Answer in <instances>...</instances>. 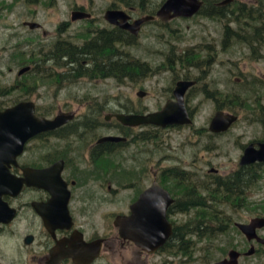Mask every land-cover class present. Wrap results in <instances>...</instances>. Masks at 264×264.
Wrapping results in <instances>:
<instances>
[{
  "label": "rangeland",
  "instance_id": "obj_1",
  "mask_svg": "<svg viewBox=\"0 0 264 264\" xmlns=\"http://www.w3.org/2000/svg\"><path fill=\"white\" fill-rule=\"evenodd\" d=\"M149 1L150 4L157 5L161 0ZM240 4L245 6L246 11L252 9V17L247 18V12L237 10ZM227 6L229 10L223 18L196 13L192 17L174 18L166 26L154 21L146 22L136 39L117 44V48L125 55L124 59H127L129 52L134 58L147 60L150 63L152 71L147 76L142 77L135 70L136 75L133 79L125 76L123 79L116 77L117 80H115L97 76L77 80V78L73 79L74 77L56 78L58 73L65 72L68 64L65 59L47 61L48 56L44 54L52 53L49 51L59 38L78 44L83 42L87 30H93L98 25L102 26L98 21L103 24L108 23L104 18L107 9L112 7L128 12L130 8L124 5L123 0H0V86L5 88L18 84L9 95H0V109L19 100L31 99L37 103L40 111L47 114H56L61 109L72 110L79 115L99 116L103 122H105L106 114L110 111H118V109L127 112L158 109L166 104V98L170 94L169 88H174L178 78L184 77L185 74L190 77L195 73H202L199 70L190 69V67L183 69L177 63L169 64V57L176 59L181 51L186 50V53L191 54L194 46L200 49L205 45H209V48L213 50V56H215L216 50L212 46H217V49L221 50L225 25L229 22H231L230 25L228 24L231 29L240 31L239 33L242 35L256 34L254 31L259 26H262L260 32L264 34V0H233ZM78 9L91 13L94 18L91 19L92 22L89 19L72 20V11ZM137 11L134 12L135 17L146 15ZM230 12L232 13L230 14ZM238 12L242 16L241 19L232 18ZM27 21L38 22L41 27L32 29L25 24ZM250 50H253L250 44L242 41L241 38L232 39L228 53L219 52V56L216 58L217 62L214 65L216 75L223 78L229 85L235 83L232 78L238 70L233 65L234 62L238 60L248 62L247 68L243 67L247 72L255 64L254 59L240 58L243 52ZM205 52L198 53V57L204 59ZM31 54L37 58L36 64L30 63ZM221 60H229L230 64L225 62L228 70L225 66L218 64V61L221 62ZM28 64L36 66V75L29 73L18 75V70ZM260 65L264 67V63ZM20 80L27 81V83L21 86ZM30 84L34 86H30ZM226 87L230 90V100L225 110L240 115V119L228 131L210 134L208 128L210 120L216 112L217 103L207 96L205 88L199 86L197 90L193 91L189 101V104L193 105L194 111L193 135L192 129L189 127L166 128L158 132L152 130L151 127H136L129 136V141L123 146L117 147L112 155L99 156L101 171L97 172V179H100L102 184L113 179H121L123 183L132 179L148 177L152 179V169H157L159 166L174 164L186 166L187 162H193V182L199 185L206 184L210 189L215 184L206 183L209 177L213 178L215 175L226 177L238 170L244 146L252 140L264 137V120H261V117L264 116L256 106L251 104V101L244 98L249 93L247 88ZM220 89H224V87H220ZM141 90L149 91L148 95L140 97L138 92ZM114 123L115 121L102 123L98 130L101 136L121 135V128ZM146 128L151 130L152 138L149 141L134 137L135 134ZM124 129L127 131L126 128ZM157 133L158 135H156ZM47 142L37 141L29 146V151L35 150L38 157L43 156L46 154V148L51 145ZM73 142L76 145L81 144L82 148L86 150L84 143L77 142L73 136L58 141L52 139V148H61L64 144L72 145ZM105 159L109 163L113 161L117 163L116 172L110 171L109 167L105 166ZM214 168L219 171L217 173L209 172ZM120 169L123 171L120 172ZM123 172L126 174L128 172L129 178L128 176L126 178V175L121 178L120 173ZM258 175L260 176L256 182L246 188L247 193H243V195L227 194L234 203L232 205H228L226 202L216 204L211 200L215 198L214 196L207 199L208 205L213 204L218 209V216L223 218L226 224H229L225 232H218L212 238L204 237L202 239L193 237V234L187 235V238L195 241L194 245L191 242L192 244L188 246L191 249L189 254L183 253L181 244V248L177 249L176 253L171 250L156 256L155 264H162V261L159 263L162 258L165 259V264H214L227 257L231 248H236L244 253L251 244L255 245V252L251 255H241L239 264H264V244L255 240H247L242 232H237L233 228L237 227L235 222H249L255 216H264V167L259 168ZM216 179L217 177L213 180ZM106 191L107 189L103 187L100 208L103 229L107 227L105 215L113 210H126L125 202L129 200L128 191L123 190L117 196L105 195ZM201 192L203 196L209 197L206 190ZM217 199L223 200L224 198ZM198 209L193 208V216ZM177 218L184 223L190 218V213H181ZM258 233L264 237V228ZM14 238L8 232L4 236H0V264H12L13 261L20 260L18 242ZM127 259L128 256L123 259L118 254L116 261L117 264H129ZM151 262L149 261V264ZM130 264H138V261Z\"/></svg>",
  "mask_w": 264,
  "mask_h": 264
},
{
  "label": "flooded vegetation",
  "instance_id": "obj_2",
  "mask_svg": "<svg viewBox=\"0 0 264 264\" xmlns=\"http://www.w3.org/2000/svg\"><path fill=\"white\" fill-rule=\"evenodd\" d=\"M129 8L130 10L128 13L132 18H138L134 16L136 9L134 7ZM85 19H89L90 22H92L91 19L93 20L94 18L93 16H90ZM151 21L158 22V24H163L165 26L168 24V22H163L159 18ZM98 23L102 26H96L95 29L97 32L99 30H110L111 32V43L113 42V45L110 48V54L112 55L111 57L114 62V68L115 60H117V43L114 40L116 28L118 26L109 22L110 25L108 23L103 24L101 21H98ZM230 23L231 22L225 25V34L222 36L221 50H218L217 46H212V48L216 50L215 56H213V50L209 48V45H205V47L200 49L194 46L191 54L186 53L185 50L181 51L180 54L176 56V59L171 57L168 58L169 64L177 63V65L183 69L190 67V69L202 72L200 74L195 73L190 77L187 76L188 74H185L184 77L178 78L175 81L174 88H169L170 94L165 102L167 103L168 101L178 100L174 91L179 81L192 82V84L187 87L183 96V101L189 117L191 118V122L168 126H157L153 124L140 126H145L147 128L151 127L152 130H156V132L166 128L189 127L192 129L193 135L194 111L193 105H190L189 101L193 95V91L197 90L199 86L205 88L207 96L216 101V112L223 110L224 112L236 115L238 114L235 112L225 110L226 105L230 100V90L226 86H240L243 89L247 88L246 90L249 93L244 96V98L249 102L251 101V104H253L254 107L256 106L259 109L258 111L264 116V67L260 65L261 63H264V34H236L238 30L231 29L229 26ZM39 27H41V25ZM127 32L130 33L129 31ZM95 34L96 32L94 33V36ZM136 37L137 36L133 38L136 39ZM239 38L250 44L253 49L248 52H243L240 58L254 59L255 64L252 66L251 70H248L247 72L244 68H247L248 62L243 60L234 62L233 65L238 72H236L232 78L235 83L229 85L223 78L216 75L214 65L217 62L216 58L219 56V52L228 53L229 44L232 42V39ZM59 41L60 38L54 42L53 46ZM202 51H206L204 59L203 57H198V53ZM105 52H107V50H105ZM45 54L47 56V53ZM127 54L129 55L127 56V59H124L125 55L123 54L120 55V57L127 62L126 66L128 71L131 72L130 79L135 77V70L141 74L142 77L147 76L150 71H152V66L147 60H138L130 55L129 52ZM32 55L33 54L30 55V63L36 64L37 58H34ZM56 58L57 57L50 55L47 61H50V59L57 60ZM67 58L63 57L61 59L66 60L68 68L64 70L65 72L62 71V73H58L56 76L58 79H62V77L68 79L69 73L76 71L78 76H73L74 78H72H77V80L79 78H95L97 76L117 80L116 76L112 74L104 75L105 72L101 71L98 64L95 65V69L92 73V62L87 63V61L84 60V68H80L78 66L79 64L71 62L69 58ZM228 59L230 58L228 57ZM225 62L230 64L229 60L218 61V64H221L223 67L225 66L228 70ZM32 64L21 67L17 72L18 75L22 76L26 73L36 75V66H33ZM99 64H101V62H99ZM241 64H243V66H241ZM73 66L74 68H72ZM76 67L81 70V73L78 72ZM23 68L28 69L21 73ZM26 83L27 81H19L21 86ZM14 86L17 87L18 84ZM30 86L34 85L30 84ZM220 87H224V89H220ZM0 89L3 88L0 86ZM145 93V96H147L149 91L145 90ZM21 101L34 100H19L10 106L0 109V111L14 106ZM35 105L36 114L45 117L48 120L55 119L56 116L61 113H66L68 115L72 114V116L68 121H65L58 127L39 132L27 139L22 151L16 156V162L12 163L10 166V173L15 176L17 181H21V179L27 177L26 173L30 171L29 169L42 170L56 165L55 172L50 173L42 179L45 185H38V181L34 180L33 181L36 182V184H28L24 182L23 187L16 195L4 194L2 196L3 200L16 210L14 217L9 222H0V236H4L5 233L8 232L10 236L13 238L15 237L14 239L18 242L17 245L20 260L13 261L12 264H117L116 260L118 254L123 259L128 256L126 261L129 264L136 263V261H138V264H149V261L151 262L152 260L151 264H155L157 262L155 257L164 254L165 251L174 250L176 253L177 249L181 248L180 234L183 225L189 223V226H191L193 230V162H187L186 166L176 164L162 167L159 166L157 169H152V179L149 177L146 179H132L127 180L126 183H123L121 179H113L106 184H102V181L97 179V172L101 171V161L99 156L107 154L112 155L117 150V147L123 146L129 141V136L133 133L134 129L140 127L123 124L117 119L116 114H148L161 110L165 104L152 111L138 112L130 110L127 112L122 109H118V111H110L104 116L105 122H103L99 116L79 115L72 110L61 109L56 114H47L39 110L36 102ZM215 114L210 120V125ZM239 119L240 115H238L237 121ZM261 120H264V117H261ZM111 121H115L114 124L121 128V135L107 134L101 136V133H99L98 130L102 123L106 124ZM237 121H235L230 128ZM124 128H126L127 131H125ZM147 128L144 131L135 134L134 137H137L138 139L142 137L143 140L149 141L152 136H150L151 130H148ZM208 129L211 135L224 133L229 130L214 132L210 129V126ZM156 135H158V133ZM70 136L76 138L77 142H83L86 150L82 148L81 144L76 145L74 142L72 145L64 144L61 148H52V139L58 141L61 139H67ZM104 136H122L125 137L126 140L101 141V138ZM37 141H48L47 143L51 144L46 148V154L40 157L37 156V151H29V146L33 143H37ZM262 142H264V137L252 140L250 143H254L255 147L258 148L259 144ZM246 146H244L243 152ZM242 155L243 153L239 159L238 170L226 177H220L218 175H215L213 178L209 177L206 183L212 185L227 184L229 189H236L241 195L247 193L246 188L256 182L259 178V168L264 167V162L242 165L240 163ZM105 166L109 167L112 172H116L118 168L115 161L109 163L106 160ZM57 171L59 172L57 173ZM122 171L123 170L120 169V172ZM217 171L219 170L214 168L209 172L217 173ZM206 174L208 175L207 172ZM124 175H126V178L127 176L128 178L130 176L128 172L127 174L126 172L120 173L121 178L124 177ZM216 177L217 179L213 180ZM155 183L159 184L162 189L168 191L172 198V202L167 206L166 210V216L172 225V233L162 246L153 251L148 245V239V243L139 245L132 237L122 235L121 227L116 221L120 216H131L133 214L131 208L132 205L139 200L144 191L149 189ZM103 187L107 189L105 195L117 196L124 190L128 191L129 196L128 202H125L126 210H113L105 215V220L107 221V227H105V229H103L101 225L102 214L100 211ZM181 213H190V218L184 223L177 218ZM144 239H146V236L143 235V240ZM161 261L162 264H165L164 258H162L159 263H161Z\"/></svg>",
  "mask_w": 264,
  "mask_h": 264
},
{
  "label": "water",
  "instance_id": "obj_3",
  "mask_svg": "<svg viewBox=\"0 0 264 264\" xmlns=\"http://www.w3.org/2000/svg\"><path fill=\"white\" fill-rule=\"evenodd\" d=\"M231 2L233 0H222L218 5L227 6ZM203 4L204 0H166L156 14H147L133 19L124 9L109 8L104 17L109 23L138 36L146 22L156 18L163 22H169L177 17H192L201 10ZM90 16L91 14L86 11L75 10L72 12L71 18L78 20ZM26 25L34 29L41 24L29 21L26 22ZM26 69L28 68H23L21 73ZM191 84L192 82L189 81H179L174 91L178 100L168 101L159 111L148 114L119 113L116 114V117L128 126L146 124L168 126L190 123L191 118L185 107L183 96ZM138 95L144 97L146 93L141 90ZM35 106L34 101H21L0 111V222H9L16 212L3 200L4 194L16 195L23 187L24 182L36 184L34 181H38V185H45L42 179L55 172L56 165L42 170L29 169L26 178L21 179V181L16 180L15 176L10 173V166L16 162V156L22 151L25 141L39 132L58 127L72 116V114L61 113L55 119L48 120L36 114ZM237 119L238 115L219 110L211 121L210 129L214 132L226 131ZM105 140L124 141L126 138L122 136H104L101 138V141ZM255 162H264V142L260 143L258 148L255 147L254 143L248 144L240 160L242 165ZM171 202L172 198L168 191L155 183L144 191L139 200L132 205L133 214L131 216L118 217L116 223L121 227L122 235L132 237L139 245L148 243V239V245L153 251L162 246L172 233V225L166 216L167 206ZM235 225L247 240H255L264 244V237L258 233L259 229L264 228V216H255L249 222H235ZM143 235L146 236L144 240ZM255 250L254 244H251L244 253L236 248H231L227 257L214 264H239L241 255H251Z\"/></svg>",
  "mask_w": 264,
  "mask_h": 264
},
{
  "label": "trees",
  "instance_id": "obj_4",
  "mask_svg": "<svg viewBox=\"0 0 264 264\" xmlns=\"http://www.w3.org/2000/svg\"><path fill=\"white\" fill-rule=\"evenodd\" d=\"M165 1L166 0H161L157 5L150 4L151 2L149 0H123V3L127 7H136L137 9H135L136 11L138 10V13L155 14L160 5H162ZM204 1L205 2L199 13L205 16L217 18H223L227 15V11L229 10L228 6L218 5V2H220L221 0ZM240 5H238L239 8H237V10H239V12H247V18L252 17V9L250 8L246 11L244 9L245 6L243 4ZM112 7H115V5H112ZM239 12L232 18L241 19L242 16H240ZM231 13L232 12H230V14ZM261 28L262 26H259V28L256 27V31H254V33L261 34ZM95 32L96 34L94 36ZM239 32L240 31H237L236 34H240ZM133 37L135 36L117 27L114 41L117 44L126 43L130 40H134ZM84 38L85 40L79 44L72 41L60 40L50 49L49 52L52 53H47V56L50 57V55H53L54 57H57V61H60L63 57H68L71 62L79 64L78 66L80 68H84V60H86L87 63L92 62V73L95 69V65L98 64L101 71L105 72L104 75L112 74L119 79H123L125 76L131 77V72H128V68L126 66L127 62H125V60L120 57L123 52L119 48H117V60H115V67L113 68L114 62L111 57L112 55L110 54V48L113 45V42L111 43L110 30H99L97 32L96 29H90L86 31ZM105 50H107V52H105ZM99 62H101V64H99ZM59 65L61 66V64ZM72 68H74V66ZM76 69L79 73H81V70H79L78 67H76ZM73 76H78V73L76 71H72L68 75V77L71 78ZM15 88L16 86L5 87L3 89H0V94L9 95L14 91ZM140 138L143 139L142 137ZM223 185L224 184H216L214 187L209 189L206 184L199 185L196 184V182H193V208L199 209L195 211V215L193 216V230L191 226H189V223L183 225V229L180 234V240L182 241L181 244L183 245V248H181V250L184 254H189L191 252V249L188 248V246L192 244L191 242H193V245L195 244V241L187 238V235L193 234V237H198L200 239L204 237L212 238L218 232H225L227 227L229 226L228 223L226 224L223 221V218L218 216V209L214 207L213 204L208 205L207 203V199H211V197L214 196L215 198H212L211 200H213L216 204H220L223 202H226L228 205L234 204L227 194L240 195V193L236 189H229L227 184L224 186ZM202 190H206L209 197L203 196L201 192ZM226 196L228 198H225ZM217 198L224 199L218 200ZM233 228L237 232H241L237 227Z\"/></svg>",
  "mask_w": 264,
  "mask_h": 264
}]
</instances>
